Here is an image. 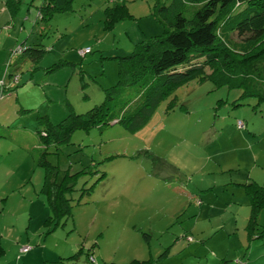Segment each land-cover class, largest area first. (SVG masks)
I'll return each instance as SVG.
<instances>
[{
    "label": "rangeland",
    "instance_id": "374dc122",
    "mask_svg": "<svg viewBox=\"0 0 264 264\" xmlns=\"http://www.w3.org/2000/svg\"><path fill=\"white\" fill-rule=\"evenodd\" d=\"M4 1L0 81H17L4 79L0 99V264H264V203L249 231L244 188L264 187V104L197 77L138 130L111 122L46 145L45 120L102 103L118 59L163 26L154 0H73L46 22L43 0H22L14 16ZM44 152L58 181L77 174L60 220L40 191Z\"/></svg>",
    "mask_w": 264,
    "mask_h": 264
},
{
    "label": "trees",
    "instance_id": "16d2710c",
    "mask_svg": "<svg viewBox=\"0 0 264 264\" xmlns=\"http://www.w3.org/2000/svg\"><path fill=\"white\" fill-rule=\"evenodd\" d=\"M72 1L43 0L38 8L39 20L50 21L54 14L69 11ZM154 1L153 15L163 26V33L137 43L129 55L118 59L117 82L104 90L102 103L83 114L74 113L69 105L70 114L58 124L45 120L44 130L39 133L46 145L68 143L77 130L88 131L111 122L138 130L159 104L197 77L199 81L209 79L216 87L241 90L240 98L253 97L258 104H264V0ZM4 3L14 16L22 0ZM109 15L112 26L119 15ZM127 15L126 11L121 18ZM232 38L247 49L245 55L242 50L232 48ZM30 49L28 46L24 51ZM6 77L10 80L14 77L16 84V76L6 73ZM4 87L3 79L0 99ZM45 153L48 152L37 158V165L44 167L40 191L54 218L60 220L70 214L66 194L72 190L77 174L66 172L58 181V168L45 159ZM244 188L252 208L247 227L251 231L264 203V187L247 182ZM23 248L28 247H22V253L28 252L29 248L22 251ZM4 253L0 243V257Z\"/></svg>",
    "mask_w": 264,
    "mask_h": 264
},
{
    "label": "built area",
    "instance_id": "2783aa9c",
    "mask_svg": "<svg viewBox=\"0 0 264 264\" xmlns=\"http://www.w3.org/2000/svg\"><path fill=\"white\" fill-rule=\"evenodd\" d=\"M21 51H22V49L19 47L15 52L21 53ZM87 52H88V50H86V51H82L81 53H82V54H85V53H87ZM15 80H16V79H15ZM27 249H28V248H23L22 251H27Z\"/></svg>",
    "mask_w": 264,
    "mask_h": 264
},
{
    "label": "crops",
    "instance_id": "0c3cea01",
    "mask_svg": "<svg viewBox=\"0 0 264 264\" xmlns=\"http://www.w3.org/2000/svg\"><path fill=\"white\" fill-rule=\"evenodd\" d=\"M1 7V6H0ZM3 8H1V10H2ZM5 12H2V18H6L7 20H8V18L10 17V16H6V14H4ZM6 52V51H5ZM5 55V54H4ZM1 75V74H0ZM5 76H6V74L4 73V76H3V79H5ZM3 79H1V81L3 80ZM10 89V88H9Z\"/></svg>",
    "mask_w": 264,
    "mask_h": 264
}]
</instances>
